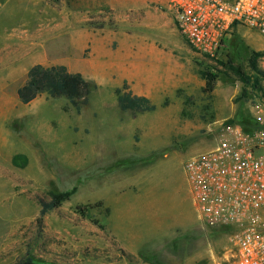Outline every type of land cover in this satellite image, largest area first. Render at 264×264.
Returning <instances> with one entry per match:
<instances>
[{"label": "rangeland", "instance_id": "obj_1", "mask_svg": "<svg viewBox=\"0 0 264 264\" xmlns=\"http://www.w3.org/2000/svg\"><path fill=\"white\" fill-rule=\"evenodd\" d=\"M49 2L58 11L48 21L63 26H49L45 65L64 64L97 87L77 109L45 93L21 103L16 86L27 63L7 80L0 95V264L29 257L36 264H224L230 234L204 225L184 162L214 147L221 124L237 123L238 112L251 116L250 97L264 96V75L249 62L264 50V36L240 28L207 59L178 32L167 0L129 9L106 0ZM39 17L0 14L1 36ZM88 33L105 40L108 61L134 62L124 81L154 110L119 109L116 71L103 83L91 77ZM204 72L216 74L210 92ZM66 191L39 224L40 201Z\"/></svg>", "mask_w": 264, "mask_h": 264}, {"label": "built area", "instance_id": "obj_2", "mask_svg": "<svg viewBox=\"0 0 264 264\" xmlns=\"http://www.w3.org/2000/svg\"><path fill=\"white\" fill-rule=\"evenodd\" d=\"M166 10L203 58H217L240 28L264 36V0H168ZM256 62L264 73V50ZM248 107L264 125V96L254 94ZM184 170L204 225L230 234L224 264H264V127L221 124L216 145L189 156Z\"/></svg>", "mask_w": 264, "mask_h": 264}, {"label": "crops", "instance_id": "obj_3", "mask_svg": "<svg viewBox=\"0 0 264 264\" xmlns=\"http://www.w3.org/2000/svg\"><path fill=\"white\" fill-rule=\"evenodd\" d=\"M145 0H106V3L112 8L124 7L130 8L132 5H144ZM168 1V0H167ZM123 9V8H122ZM62 11V9H60ZM56 4H51L49 0H0V14L12 16L39 15L35 22L29 19H22L18 26H14L10 35L3 38L0 33V95L6 94L7 80L17 78V75L24 70V64L30 68L32 65L40 63L45 65L48 60L47 50V31L49 26H63L62 23L49 22L48 14L57 12ZM3 24L0 23V29ZM92 34V33H91ZM88 42L91 49L89 59L92 68L91 77L98 82L103 83L106 78L111 76L110 72L116 71L119 74L116 87L121 82L129 80L128 73L136 68L133 61L130 66H126L124 61L118 58L108 61L102 56L105 48V40L89 36ZM32 59L34 63L32 64ZM117 59V60H116ZM54 65V64H52ZM28 68V69H29ZM27 70V69H26ZM23 84V83H22ZM16 86L17 88L20 86ZM140 94H145L141 92ZM149 98V97H148ZM150 99V98H149ZM0 143H1V122H0ZM1 146V145H0Z\"/></svg>", "mask_w": 264, "mask_h": 264}, {"label": "trees", "instance_id": "obj_4", "mask_svg": "<svg viewBox=\"0 0 264 264\" xmlns=\"http://www.w3.org/2000/svg\"><path fill=\"white\" fill-rule=\"evenodd\" d=\"M261 53L252 52L249 62L254 70L260 74L264 73L257 66V56ZM206 91L213 90V82L216 74L204 72ZM97 84L85 78L80 72L70 71L64 64L43 65L40 63L32 65L27 73L23 84L17 88V97L23 104H28L39 94L45 93L48 97H65L77 109L86 105L89 97ZM116 101L120 110H132L136 112L152 111L155 104L145 95L133 93L128 89L127 82L124 81L121 87L115 88ZM236 121L244 130L253 132L254 130L264 127L260 126L252 116H245L242 112L236 115ZM71 191L54 194L49 202L40 201L41 209L39 212L38 222L42 224L45 213L60 204L67 198ZM20 264H36L32 258H26L19 262Z\"/></svg>", "mask_w": 264, "mask_h": 264}]
</instances>
